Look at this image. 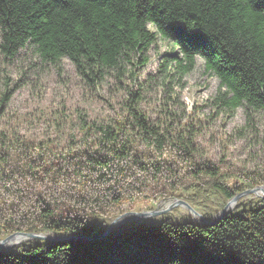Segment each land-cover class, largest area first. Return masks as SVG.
<instances>
[{
    "label": "trees",
    "instance_id": "1",
    "mask_svg": "<svg viewBox=\"0 0 264 264\" xmlns=\"http://www.w3.org/2000/svg\"><path fill=\"white\" fill-rule=\"evenodd\" d=\"M161 42L169 51L158 53L155 73L139 79L150 62L149 52ZM22 52L33 68H59L68 60L91 88L108 76L139 80L138 90L127 94L121 121L92 125L80 117L82 135L99 136L98 148L114 153L125 148L117 147L119 139L130 142L131 136L158 150L183 143L170 136L173 123L180 126L176 114L167 124H152L140 104L151 90L163 89L170 96L197 60L217 81L211 98L216 114L264 111V0H0V69L3 63L14 65ZM8 100L3 92L0 104ZM26 153L32 158L22 169L36 174L33 154L39 153ZM89 164L108 167L103 157ZM205 171L217 174L212 167ZM214 185L217 194L204 186L186 198L206 219L237 194L216 181ZM46 209L49 219L42 227L53 234L91 238L105 230L96 218L54 217ZM179 220L165 219L149 228L118 225L101 240H31L0 252V264H264V200L241 201L210 225Z\"/></svg>",
    "mask_w": 264,
    "mask_h": 264
},
{
    "label": "rangeland",
    "instance_id": "2",
    "mask_svg": "<svg viewBox=\"0 0 264 264\" xmlns=\"http://www.w3.org/2000/svg\"><path fill=\"white\" fill-rule=\"evenodd\" d=\"M168 51L162 42L152 49L139 79L155 73L158 53ZM30 60L22 52L14 65L3 63L0 69V97L3 92L9 95L0 104V241L19 232L59 236L42 227L49 219L46 208L54 217L96 218L105 230L127 213L154 211L119 224L149 228L165 219L200 221L202 211L178 201L188 203L186 198L194 196L198 187L217 194L215 181L237 194L252 188L264 191V111L249 116L242 109L231 116L216 114L211 98L217 81L204 73L200 60L181 86H173L170 96L163 89L151 90L140 104L152 124H167L176 114L180 126L173 123L171 129H176L170 136L184 139L183 143L158 150L131 136L130 142L128 137V142L119 139L117 147L125 148H117L116 153L98 148L99 136L82 135L79 121L86 119L92 125L121 121L127 94L138 90L139 80L108 76L98 88H91L66 59L59 68L29 67ZM29 149L39 153L33 154L36 174L22 169V163L32 158L27 159ZM96 157H103L108 167L92 168L89 163ZM207 167L214 168L216 176L211 177ZM263 191L243 195L230 212L241 201L264 200ZM220 210L214 209L210 218ZM33 226V232L26 231ZM31 240L47 241L25 237L11 244L10 250Z\"/></svg>",
    "mask_w": 264,
    "mask_h": 264
},
{
    "label": "water",
    "instance_id": "3",
    "mask_svg": "<svg viewBox=\"0 0 264 264\" xmlns=\"http://www.w3.org/2000/svg\"><path fill=\"white\" fill-rule=\"evenodd\" d=\"M258 191H263V189L262 188H252V189L245 190L242 193H238V194H236L234 197H232L227 202V204L224 206V208H222L217 214L213 215L211 218L206 219L203 216H201L200 214H198V217L201 220L200 221H196V222L197 223H201V224H207V225L215 223L219 219H221L223 216H225L227 213L230 212V208H232L234 206V203L240 197H242L243 195H246V194H255V195H257ZM178 203L179 204L181 203V204L187 206L189 209L192 210V207L188 203H186L184 201H178ZM154 214H155L154 211H152V212H142V213H133V212L127 213L125 215L126 216H130L129 218H127L126 220H123L122 217L125 216V215H123V216H120V217L114 219L109 224V226L107 227L106 230H104L98 236L91 237V238L88 237V236H85L83 234H72V235H65V236L59 235V236H53V237H41V236H39L37 234H33V233H22V232H19V233L11 234L7 238H5V239L0 241V252H8L10 250L11 246L5 247L4 246V242L7 239H12V238L17 237V236H19L21 238V240H23L25 237H30V238H36L37 237V238H44V240H51V241H55V242H64V241H72V242L80 241V242H83V241H91V240H101V239H103L106 235H108L111 232V229H113L116 224L119 225L122 221H127L128 219H133V218H136V217L137 218L147 217L149 215H154Z\"/></svg>",
    "mask_w": 264,
    "mask_h": 264
},
{
    "label": "bare ground",
    "instance_id": "4",
    "mask_svg": "<svg viewBox=\"0 0 264 264\" xmlns=\"http://www.w3.org/2000/svg\"><path fill=\"white\" fill-rule=\"evenodd\" d=\"M200 220V218H198ZM20 237L17 236V237H14L12 239H7L5 242H4V246L7 247V246H10L11 244L17 242V241H20Z\"/></svg>",
    "mask_w": 264,
    "mask_h": 264
}]
</instances>
